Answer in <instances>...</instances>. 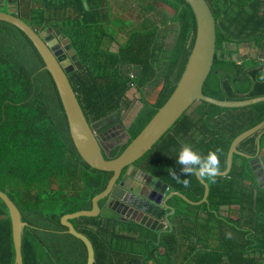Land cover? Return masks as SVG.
<instances>
[{
  "label": "trees",
  "instance_id": "trees-1",
  "mask_svg": "<svg viewBox=\"0 0 264 264\" xmlns=\"http://www.w3.org/2000/svg\"><path fill=\"white\" fill-rule=\"evenodd\" d=\"M104 1L19 0V14L36 32L53 27L69 39L81 69L75 68L67 78L87 122L121 107L127 110L131 102L126 93L133 86L140 93L151 89L139 99L143 106L129 129L133 140L178 81L192 46L194 18L182 0H146V5L157 9L160 25L168 23L174 29L160 77L158 54L164 52L151 46L153 31L131 33L118 54L101 49L112 24L109 11L103 10ZM204 1L215 19L216 53L202 95L220 101L264 96L260 79L264 75V0ZM241 45L252 49L256 58L241 57ZM121 64L141 67L140 77L120 76ZM43 68L25 35L0 21V191L12 200L26 224L20 242L22 264H86L84 244L68 234L60 220L66 214L90 210L91 199L105 189L112 174L89 169L78 156L56 88ZM263 119L264 102L232 109L194 103L135 165L170 192L197 203L203 189L194 175L182 173L177 163L180 145L191 144L201 155L222 149V173L233 139ZM256 135L242 140L238 152L253 157ZM170 168L189 186L177 183L168 173ZM202 181L208 187L206 204L191 207L170 199L169 205L180 211L171 222L172 231L161 238V255L152 231L120 219L104 208L105 200L98 202L96 217L70 223L91 242L93 264H264V190L254 183L248 161L234 156L226 178ZM222 207H236L239 221L219 217ZM14 257L8 211L0 201V264H14Z\"/></svg>",
  "mask_w": 264,
  "mask_h": 264
},
{
  "label": "water",
  "instance_id": "water-1",
  "mask_svg": "<svg viewBox=\"0 0 264 264\" xmlns=\"http://www.w3.org/2000/svg\"><path fill=\"white\" fill-rule=\"evenodd\" d=\"M0 1H2V6L9 7V5H12L15 7V9L6 10V12L0 11V21L13 25L25 35L41 58L44 65L43 70L50 75L65 113L69 134L78 156L89 169L112 174L105 189L91 199L90 210L66 214L60 220L61 225L66 228V232L84 244L87 253L86 264H93L92 244L85 235L75 230L70 221L80 217H96L100 212L97 204L103 200H105V203H111V205L116 203L117 207L123 208V212H127V220L133 221L150 231L158 232L156 238V245H158L160 235L171 232L168 218L174 214V210L167 205V201L172 197H176L188 206L198 207L206 204L208 187L202 179L195 176L196 181L203 189V193L199 202L191 203L178 193H168L167 186L164 183L134 168L135 163L159 142L163 134L194 103L203 102L220 108L232 109L264 102V96L241 101H220L202 95L201 87L208 76L210 68L213 66L216 53L215 19L206 2L204 0H182L188 5L193 15L194 32L191 34L192 46L180 77L162 106L139 134L131 140L125 150L115 159L104 160L101 155L103 151L102 140L97 136L98 133L95 132V127L108 126L112 118L115 119L113 125L117 124L122 131L126 132L125 128H128V126L120 122L119 114L116 111L88 124L67 78V75L73 70L72 67L69 68L70 64L78 70L81 69L78 57L71 48L69 39L61 34L58 29H48L39 33L32 29L20 18L19 0ZM64 56L69 58V62L64 60ZM120 69H126L127 73L140 77L141 67L139 66L121 65ZM130 86L128 85L129 88ZM137 105L139 109H133L134 112L130 113V124L143 106L141 102H138ZM263 127L264 119L233 139L227 154L225 171L219 173L216 177L226 178L231 172L233 157L238 156L248 161V167L253 178L256 179L257 184H260L258 189L264 190V155L262 156L259 153L258 146V135ZM255 133L257 139L253 157L238 152L237 148L242 140ZM125 169L127 171L122 175ZM0 201L4 203L8 211L15 255L14 264H22L20 242L22 230L26 224L21 221L15 204L2 191H0ZM228 208H220L218 216L223 218L225 216L224 212L228 211ZM164 227H167L168 230H164Z\"/></svg>",
  "mask_w": 264,
  "mask_h": 264
},
{
  "label": "flooded vegetation",
  "instance_id": "flooded-vegetation-1",
  "mask_svg": "<svg viewBox=\"0 0 264 264\" xmlns=\"http://www.w3.org/2000/svg\"><path fill=\"white\" fill-rule=\"evenodd\" d=\"M7 7L8 6H6V5L2 6V1H0V11L6 12L5 10H7ZM60 28L62 30H64V28H63L62 25L60 26ZM105 28H107V27H105ZM48 29H56V28L51 27V28H48ZM107 32H108L107 34L110 35V37L108 38L109 40L107 39V41H104L105 44H103L101 46V49L102 50H107L109 53H112V54H118L119 48H122L125 45V40L124 41H119V43H115L114 42V39L111 37V33H110L109 29H107ZM123 39H124V37L122 38V40ZM64 58H65L64 59L65 61H68L69 62V58H67L65 56H64ZM121 65L130 66L129 64H121ZM120 66H119V70H118L120 76L127 77V78H129L131 80L132 79H135V78H138V77L134 76L132 73L131 74L127 73V70L126 69H120ZM132 66H134V65H132ZM71 67L73 68V70L75 69V67L72 64L69 65V68H71ZM73 70H72V72H73ZM72 72H70L69 74H71ZM149 89H150L149 87H147L145 89H142V93H140V91H138L136 89V87L133 86L130 90H135L137 93L140 94V98H141V94H143L144 96H146L145 95V91H147ZM138 102L139 101L137 100L136 101V105L133 103L134 106L131 105L127 110H124L121 107V109H119L118 111H116L119 114V120H120V122L124 123L125 126H128V128H125V131L126 132L122 131L117 126V124L116 125H113L114 122H115V119L114 118H112V121H110V124L108 126L100 125V126L95 127V132L97 131V133H98L97 136L99 137L100 140H102L103 151L101 152V155H102L103 159H115V156L118 157L125 150V148L131 143L132 134L130 133L129 129H130L132 123L130 124V120H131L130 113H131V110L133 111V109L134 110L139 109V107L137 105ZM96 121H98V120H96ZM87 123L88 124H91L93 122H87ZM110 125H112V126H110ZM105 127H107V128H105ZM134 168H136L138 170H141L136 165H134ZM126 171L127 170L125 169L122 172V175H124L126 173ZM251 176H252V174H251ZM252 178H253V176H252ZM258 178H261V177H258ZM253 180H254V183L256 184L257 188H258V186L260 184H257L256 183V179L253 178ZM167 189H168V187H167ZM168 193H174V192H170L169 189H168ZM172 198H176V197H172ZM172 198H170V199H172ZM170 199L167 201V205L174 210V214L170 218H168L169 219V222H170V225H171V231H172L173 226H172V223L171 222H175L176 221V211H178V210L180 211V209H177L176 207L170 206L169 205ZM104 208H107L112 213L116 214L120 219L125 220V221H130V220H127V217H126L127 216V212H123V208H121L120 206L117 207V204L116 203H113V205H111V203H104ZM234 208H236V207L228 208V211L224 212V214H225L224 220H226L227 222H231V221H234L235 220L236 223H237L239 221L236 218V213H235V211L237 209H234ZM117 211H118V213H116ZM184 213H185V210H183L182 214H184ZM164 230H168V228L167 227H164ZM153 233L156 235V238H157L158 232L157 233L156 232H153ZM165 234H168V233H162L160 235V242H161L162 236L165 235ZM160 242L156 246H159V248L161 249L162 246L160 245ZM154 243L156 244V241Z\"/></svg>",
  "mask_w": 264,
  "mask_h": 264
},
{
  "label": "crops",
  "instance_id": "crops-1",
  "mask_svg": "<svg viewBox=\"0 0 264 264\" xmlns=\"http://www.w3.org/2000/svg\"><path fill=\"white\" fill-rule=\"evenodd\" d=\"M128 1H129V3L127 4V6L125 4L120 5L121 17H112L113 18L112 19L110 16L111 23H116L118 21L117 25L111 24L109 27V31L111 33V37L114 39V42L119 43V41H124V40L126 42L127 39H129L131 33H133V32L134 33H145V32L153 31L154 43L152 42L151 46L153 48L157 47V48H159V50H162L164 52L163 55H161L159 53L158 57L160 58V60L162 59V61H165L164 59L166 57H168V55H169V53L168 54H165V53L168 51V49H170L169 46H170L172 40L171 39L165 40L164 39L165 38L164 33H165V31L168 30L167 27L170 25L168 23L164 26L160 25L159 14L157 13V9L151 7L150 5H146V3H147L146 0H128ZM82 4H83L82 5L83 8H85L86 4L84 2ZM13 7L14 6L9 5V7H7V10L15 9V7L14 8ZM103 8H104L103 10L108 12L107 7H103ZM123 37H124V39L122 40ZM172 37H174V29L172 32ZM163 40H165L164 42H166L167 44H165L164 42L162 44ZM163 45H165L164 48H163ZM243 47L246 48V50L248 48V46H246V45L239 46V49H238L239 55L243 58H249L248 56H244V55H247V53H245L246 50ZM232 48L235 49L234 47H232ZM250 58L251 59L256 58L254 56V53H253V56ZM133 112L134 111L131 110V114ZM262 135H264V130L261 129L259 132V135H258L259 136L258 137V146H259V151H260L259 153L263 156L264 155V147H262V145H261ZM256 139L257 138L255 137L254 146L256 145ZM234 209H237V208H234ZM148 242L149 241H147V243H146L147 246H148ZM158 253L160 255L163 254V246L158 251ZM148 258H149V256H147V259Z\"/></svg>",
  "mask_w": 264,
  "mask_h": 264
},
{
  "label": "clouds",
  "instance_id": "clouds-1",
  "mask_svg": "<svg viewBox=\"0 0 264 264\" xmlns=\"http://www.w3.org/2000/svg\"><path fill=\"white\" fill-rule=\"evenodd\" d=\"M260 79L264 81V75ZM221 154L222 149L216 148L215 150H210L207 155H201L193 150L191 144L182 143L177 163L182 166L181 171L183 174L187 176L194 175L214 183L216 176L220 173L219 156ZM168 173L177 183H183L185 187L189 186V181L187 179L182 180L181 176L177 175L173 169H168Z\"/></svg>",
  "mask_w": 264,
  "mask_h": 264
},
{
  "label": "rangeland",
  "instance_id": "rangeland-1",
  "mask_svg": "<svg viewBox=\"0 0 264 264\" xmlns=\"http://www.w3.org/2000/svg\"><path fill=\"white\" fill-rule=\"evenodd\" d=\"M129 3V1L128 0H105L104 1V5H103V7H107V10L109 11V15L111 16V18L112 17H121V15H120V5H122V4H125L126 6H127V4ZM104 9V8H103ZM131 16V15H130ZM113 19V18H112ZM113 25H117L118 24V21L116 22V23H112ZM64 28V27H63ZM168 29V30H167ZM167 31H165V33H164V35H165V40H172L173 39V37H172V32H173V28H172V26L170 25V26H168L167 27ZM65 30H67V27H65ZM165 40H163L162 41V44H163V42L165 41ZM165 44H167L166 42H164ZM165 47V45H163V48ZM169 48H170V46H169ZM244 48V47H243ZM245 50H246V48H244ZM245 52V51H244ZM245 53H247V55H244V56H248L249 58L250 57H252L253 56V50L252 49H250L249 47L247 48V50H246V52ZM165 54H168L167 52L165 53ZM243 54V53H242ZM165 56V55H164ZM167 58V57H166ZM166 58L164 59L165 61H162V59L160 60V58H158L159 59V68H160V70H158L159 71V76L161 77L162 76V73H163V69H164V66H165V64H166ZM151 89H149V90H147V91H145V94L148 96V93H149V91H150ZM141 96H142V98H143V94H141ZM126 98H127V100L128 101H130L131 102V105H133L134 106V104L136 105V101L138 100L139 102H140V94L139 93H137L135 90H130L129 92H127L126 93ZM134 103V104H133ZM130 105V106H131ZM194 105V104H193ZM192 105V106H193ZM132 106V107H133ZM191 106V107H192ZM201 218H203V217H201ZM201 221V220H200ZM200 227L201 228H203L204 229V226L203 225H200ZM180 237V235L178 234V236L176 237V239H178Z\"/></svg>",
  "mask_w": 264,
  "mask_h": 264
},
{
  "label": "built area",
  "instance_id": "built-area-1",
  "mask_svg": "<svg viewBox=\"0 0 264 264\" xmlns=\"http://www.w3.org/2000/svg\"><path fill=\"white\" fill-rule=\"evenodd\" d=\"M262 62L264 63V60Z\"/></svg>",
  "mask_w": 264,
  "mask_h": 264
}]
</instances>
